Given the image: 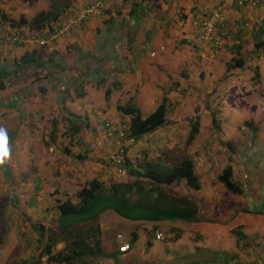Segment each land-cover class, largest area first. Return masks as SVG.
<instances>
[{"label":"crops","instance_id":"crops-1","mask_svg":"<svg viewBox=\"0 0 264 264\" xmlns=\"http://www.w3.org/2000/svg\"><path fill=\"white\" fill-rule=\"evenodd\" d=\"M93 1L70 0L67 4L62 3L59 8L58 22L52 27H57L58 23L62 22L68 25L60 35L48 33L49 37L41 52L42 60L51 53L50 65L55 68L49 72L59 74L54 81L51 80L54 77H51L46 78L45 82L40 80L30 83L18 82L0 90V120L4 121L7 127L13 126L17 117L13 110L14 106L18 103L21 106L29 104L31 111L28 112V117L32 128L36 129V139L49 141V144L44 141L39 143L38 153L35 150L30 153L40 162L39 171L45 173L50 187L60 186L56 187L58 196L55 200L69 198L75 201L76 190L92 177L99 175V178L103 177L105 181L107 178L110 179L111 175L116 177L111 160L114 150L105 142L102 143L104 139L101 130L98 131L97 127L102 128L101 124L104 121H110V118L115 123H128L129 117L118 113L117 105H132L137 108L138 100H135V97H139V91L142 95L141 105H143L144 113L142 116L140 108H137L141 118L146 117L156 108L157 100L163 102L167 110L178 106L185 108L187 102V106L191 107L198 104L197 101L203 97V94L207 97L214 90V86L205 87L204 82L211 77L216 78L218 73L223 74L225 66L230 63L236 52H239L246 61L241 68L229 69L226 80H230L232 76L238 77L239 72L247 71V68L258 67L257 62L262 57V54L257 59L256 56L250 58V55L254 53H252L251 42L264 38V0L255 7L231 6L223 11L222 18L216 25L221 46L218 54L212 58L206 43L200 39L201 23L205 14L209 15L213 12L221 0H107L103 9L94 16L77 22L75 13ZM26 2L28 3L27 0ZM24 5L20 3V0H0V15L3 14L15 22L19 21L20 17L26 21L19 29L10 28L4 24L0 32V63L17 59L25 52L37 49L35 41L31 39L35 33L30 32L27 26L31 19L25 18V15L21 13ZM116 21L122 23V29L119 25H115ZM16 31H21L22 37L20 36L18 40L13 38ZM102 31L109 35L116 33L119 39H125V50L111 52L109 45L113 42L101 40ZM145 51H148L147 63L144 62ZM155 56L156 60L151 61ZM82 60L85 63H95L94 67L88 64L87 69H90H86L88 73L87 71L79 73V77L89 75L87 81L80 84L81 88L74 82L72 86H69L70 88L65 82L58 88L60 85L58 81L61 80L62 75L66 76L69 73L66 71L67 67H71L70 69L78 73L76 65L82 63ZM98 76H103L106 79L105 82L100 83ZM67 78L69 79L70 75ZM62 80L65 81L63 78ZM222 80L223 78L219 80V84ZM202 84L204 89L201 92L199 89H202ZM238 84L231 83L229 90L236 93ZM147 85L159 94L152 97L153 90L146 89ZM106 89L110 90L107 100L104 96ZM223 90L224 87H217L213 92L216 98H220V102L225 100L222 98ZM63 97L65 98L62 100ZM88 109L91 113L90 111L81 113ZM47 110L49 113H46ZM54 110L57 116L51 119L49 134L46 135L47 138H43L44 133L42 135L37 132L38 126L36 128L35 123L49 118V114ZM76 113L78 115L74 116ZM88 113L92 114V120L87 117ZM80 120L84 121L82 126L80 122H76ZM175 120L174 117L166 116L167 124L154 132L159 133L162 128H169ZM72 124L80 126L77 134L69 130ZM54 141H56V147ZM137 141H127L129 146L125 151V157L129 161V167L142 166L144 161L163 165L170 163L167 157L164 162L161 159H147L148 153L139 152ZM28 147L31 148V145ZM44 147L45 151L42 150ZM49 154H57L60 162L55 159L50 162ZM26 157L29 159V154ZM26 194L33 195L31 192ZM44 199L40 203L46 207L37 210L41 219L33 215L32 217L35 219L33 222L40 221L38 223L47 225L49 220L56 218L57 213L52 208L55 203L50 202V197L45 196ZM44 213L50 214L51 217L45 220ZM110 220L111 222L103 225L101 216L99 217L101 250L105 258L95 264L105 263L113 255H127L133 244L128 237L131 239L133 233L136 235L137 228L146 226L153 228L152 224L142 222L124 219ZM178 222L182 221H165L157 225L162 226V230L166 228L171 231L173 226L179 229ZM118 227L123 230L122 233L119 232ZM161 229L157 228L160 232ZM117 234L124 235L128 239L130 244L128 252L117 254L118 246L115 239ZM104 244L111 248V252L104 250Z\"/></svg>","mask_w":264,"mask_h":264},{"label":"rangeland","instance_id":"rangeland-1","mask_svg":"<svg viewBox=\"0 0 264 264\" xmlns=\"http://www.w3.org/2000/svg\"><path fill=\"white\" fill-rule=\"evenodd\" d=\"M58 1L63 3L62 0H34V4H28L26 0H20V3L25 4L21 13L25 18L31 19L35 13L46 11L49 5H55ZM115 25L123 28L122 23L117 21ZM104 33L101 32V40L113 42L109 45L111 52L125 50V39H119L116 33ZM144 55V62L147 63L148 51ZM261 56L257 62L258 67L240 71L238 77L232 76L230 80H226L229 69L225 66L223 74L218 73L216 78L211 77L204 82L205 87L214 86L215 91L217 87H224L222 98L225 100L220 102V98H216L212 90L207 95L208 98L203 94L194 106H187V102L185 108L178 106L166 109L167 117L176 118L173 125L137 141L139 152L148 153L147 159H161L164 162L167 157L172 163L187 156L192 161L200 189L195 191L183 181L167 188L171 193L190 197L197 203L198 215L195 219L187 223L178 222L179 229L173 226L171 231L166 228L162 230V226H158L161 229V239L154 238L151 226L137 228V237L130 252L123 256L113 255L101 264H264V213L257 214L255 211L257 206L264 207V52ZM250 58H255V55L251 54ZM155 60L156 56L151 59ZM83 62L82 60L77 69L84 68ZM88 64L93 67L95 65L94 62H86L85 66ZM70 68L66 69L69 72L66 76L70 75V78H66L65 83L68 86H72L73 82L78 83L81 88L80 83L84 78L79 77L80 71L76 73V70ZM87 70L85 68V72ZM66 76L62 75L63 78ZM222 78L223 82L219 84ZM86 81L87 78L84 82ZM231 83H239L236 85V93L229 90ZM201 86L199 91L202 92L203 84ZM146 89L153 90L152 97L159 94L149 85ZM138 93L139 97H134L138 100L137 108H140L143 116L142 95L139 91ZM146 100H149V95ZM160 103L157 100V104ZM13 110L17 115L13 126L7 127L0 120V128L7 130L11 148L9 161L0 167V264H31V259L39 249L34 247L36 232L30 226L35 221L32 215L41 219L37 210L44 209L46 205L43 206L40 202L45 200V196H49L50 202L55 203L57 188L60 186L50 187L45 173L39 171L40 162L31 156V151L38 153L39 143L44 141L49 144V141L36 139V129L32 128L28 117V112L31 111L29 104L21 106L18 103ZM88 111L91 113L90 109L81 113ZM91 115L87 116L90 120ZM49 116L35 123V127L38 126L37 132L42 135L44 133L43 138H47L46 135L49 134L50 121L57 116L56 111ZM110 121L115 123L111 118ZM119 123H115L116 126ZM194 124H197L198 132L192 134V140L188 141ZM97 129L101 130L104 139L102 143L105 142L113 150L118 145L125 149L129 146L112 134L108 135L102 128ZM55 144L56 141L54 146ZM42 150L45 151L46 148ZM28 154L29 159L26 157ZM49 155L50 162L54 159L60 162L57 154ZM226 166L232 168V180L239 186L241 194L231 193L217 180ZM111 176L113 181L118 179ZM26 192L33 195H27ZM43 215L45 220L51 217L47 213ZM110 219L121 221L109 211L101 215L103 225L111 222ZM118 228L122 233L123 230ZM172 230L175 233L179 231L178 239L174 240L175 233ZM128 239L130 241L129 237ZM148 243L150 247L147 246ZM103 247L106 252H111L106 244Z\"/></svg>","mask_w":264,"mask_h":264},{"label":"trees","instance_id":"trees-1","mask_svg":"<svg viewBox=\"0 0 264 264\" xmlns=\"http://www.w3.org/2000/svg\"><path fill=\"white\" fill-rule=\"evenodd\" d=\"M27 1L32 3L34 0ZM62 1L66 2H63V4H67L70 0ZM106 2L107 0L104 4ZM61 4L62 2L58 1L55 5H49L48 10L35 13L27 23L28 30L35 33L31 36V39L35 41L37 49H31L30 52H25L17 59L0 63V90L10 84H18V82L30 83L33 81L39 82V80L45 82L46 78L54 77L51 79L52 81L57 78L59 75L57 72H49L55 68L50 65L52 63L51 53L47 55L45 60H42L41 52L46 44L47 37H49L48 33L58 34V28L52 26L58 22ZM0 23L8 25L10 28L19 29L26 21L20 17L19 21L15 22L1 14ZM16 32L19 34L18 37L21 38V31ZM18 37L15 39L18 40ZM251 48L256 59L259 58L258 56L264 52V38L253 40ZM245 61V58L239 52H236V55L226 66L228 69L241 68ZM79 64L76 65V68ZM83 65L84 68L81 70L78 68V71L85 72V68L87 69L85 62H83ZM81 76L85 81L89 75ZM98 77L100 83L105 82L106 79L103 76ZM62 78L58 81V84H60L58 88L64 82H67V76L63 78L65 81ZM72 81H74L73 78ZM74 90L76 91L77 88L75 87ZM109 93L110 90L106 89L104 92L106 100ZM116 111L123 116H128V123L120 122L116 126L115 123L111 121L108 123L107 120L101 124V127L104 131H108L110 128L116 129L115 132L113 131L114 137L124 143L137 141L143 135L150 134L167 124L166 106L163 102L158 104L144 118H141L138 109L132 105H117ZM76 122H80L82 126L84 121ZM79 129L80 126L76 124L69 126V130L73 134H77ZM197 130V124H194L190 130L191 135L188 141L192 140V134L196 133ZM118 131L122 132L121 136L117 135ZM125 151L126 149L122 147L121 159L123 164L119 166L125 170L126 180L125 177L118 178L119 180L115 181L112 178H107L105 181V179H100L99 175L92 177L76 190L75 201L69 198L55 200V205L52 208L56 210L57 216L54 220L49 221L47 225L38 222L30 224L31 230L36 232L34 247H39L34 258L31 259V264H39V258L43 255L48 256L45 264H93L105 258L101 250L99 217L107 211L127 221L152 224L153 231L157 230V224L160 222L182 221L187 223L195 219L198 215L197 203L190 197H180L173 194L167 188L183 181L187 187L195 191L200 189L197 176L193 171V163L187 156H182L179 161H173L167 165L144 161L142 166L131 168L125 157ZM113 167L116 171V167L114 165ZM217 180L231 193L241 194L239 186L232 180V168L230 166L223 168L217 176ZM255 211L257 214L264 213V207L257 206ZM172 232L174 231L172 230ZM117 235H120L124 241L129 243L123 235ZM178 238L179 231L174 234V240ZM135 239L136 235L133 233L130 242H134ZM147 246L149 247L150 244L148 243ZM118 247L116 249L117 254H119Z\"/></svg>","mask_w":264,"mask_h":264},{"label":"built area","instance_id":"built-area-1","mask_svg":"<svg viewBox=\"0 0 264 264\" xmlns=\"http://www.w3.org/2000/svg\"><path fill=\"white\" fill-rule=\"evenodd\" d=\"M106 0H95L94 3L86 5L79 11L75 13V19L77 21L79 20H85L88 18H91L94 16L104 5V2ZM261 0H221L217 6V8L211 12L209 15H206L205 12V18L203 22L201 23L202 33L200 34V39L206 43L208 51L210 53V58L215 57L219 50H220V39L217 36L216 32V25L219 23L220 19L222 18L223 11L227 7L236 6V7H255L260 3ZM67 23H60L57 25L58 28V34L62 33V31L67 27ZM4 24L0 23V32L3 30ZM18 33L15 32L13 35V38L15 39L18 37ZM19 38V37H18ZM113 131L115 132L116 129L110 128L107 133L108 135L112 134L113 137L115 136L113 134ZM118 136L122 135V132L117 133ZM123 146L118 145L116 149L113 151L111 155L112 164L116 167L115 175L117 178H124L126 176L125 170L121 169L119 165L123 164V160L121 159V149ZM154 238L161 239L162 234L158 230L153 231ZM116 241L118 243V252L119 253H126L130 249V244L127 243L122 239L120 235L116 236ZM48 256L43 255L39 258V264H45L47 261Z\"/></svg>","mask_w":264,"mask_h":264},{"label":"clouds","instance_id":"clouds-1","mask_svg":"<svg viewBox=\"0 0 264 264\" xmlns=\"http://www.w3.org/2000/svg\"><path fill=\"white\" fill-rule=\"evenodd\" d=\"M11 157V148L9 146V137L7 130L0 128V167H3Z\"/></svg>","mask_w":264,"mask_h":264}]
</instances>
